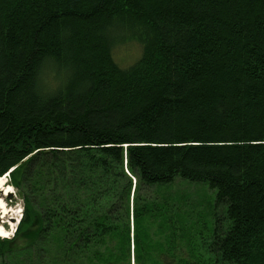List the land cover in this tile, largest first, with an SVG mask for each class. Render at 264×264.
<instances>
[{"label": "trees", "instance_id": "obj_1", "mask_svg": "<svg viewBox=\"0 0 264 264\" xmlns=\"http://www.w3.org/2000/svg\"><path fill=\"white\" fill-rule=\"evenodd\" d=\"M6 173L4 261L264 264V0H0Z\"/></svg>", "mask_w": 264, "mask_h": 264}, {"label": "rangeland", "instance_id": "obj_2", "mask_svg": "<svg viewBox=\"0 0 264 264\" xmlns=\"http://www.w3.org/2000/svg\"><path fill=\"white\" fill-rule=\"evenodd\" d=\"M140 53V47H138V44L134 42H127V43H121L119 46H116L113 50V56L116 59L118 63H121L122 65H129L131 62L135 60V58ZM50 74L48 71H46L44 77L42 78L43 82L44 80H49ZM5 184L7 185V188L10 189V194H2V190H0V198L3 201V206L6 207L7 211L4 216V219L1 220L0 218V224H2L4 229H7L8 232L11 234L7 236V238H11L13 234L16 231V226L18 224V219L20 218L19 215L22 214L23 211V202L21 201V198L19 197L16 188H14L9 181V175L6 174ZM2 176V177H4ZM9 185V186H8ZM172 188L183 190L187 195L189 199V204L191 206V210H193V221L196 225L195 229L200 231H205L206 227H209L213 220L211 218L210 213V203L213 202V195L214 191H210L209 188L205 184H196V183H180V185H175ZM2 211L3 209H1ZM218 209V215L222 216L224 213V209L217 208ZM12 212H11V211ZM18 217V219H17ZM10 218V219H9ZM17 219V220H16ZM3 221V222H2ZM8 221V222H7ZM10 221V222H9ZM15 224V226L11 227L9 223ZM203 222V223H202ZM6 227V228H5ZM13 229V230H12ZM7 238H1L0 239H7ZM10 258L7 257L5 261L2 257H0V264H14V260L9 261ZM9 261V262H8ZM31 261H25V264H30Z\"/></svg>", "mask_w": 264, "mask_h": 264}, {"label": "bare ground", "instance_id": "obj_3", "mask_svg": "<svg viewBox=\"0 0 264 264\" xmlns=\"http://www.w3.org/2000/svg\"><path fill=\"white\" fill-rule=\"evenodd\" d=\"M5 180H6V176H4V177H0V190H2V194H10V189H8L7 188V185L5 184ZM9 186V185H8ZM0 207H2L1 209H3L2 210V212H1V214L2 215H5V214H7L6 213V211H7V209H6V207H4L3 206V201L1 200V198H0ZM11 211V210H10ZM12 212V211H11ZM3 217L4 216H2L1 218L3 219ZM10 219V218H9ZM17 219H18V217H17ZM16 219V220H17ZM3 222V221H2ZM8 222V221H7ZM10 222V221H9ZM9 225H11V227L14 225L15 226V224L13 223V221L11 222V223H9ZM13 226V227H14ZM4 226L2 225V224H0V237L1 238H7V236L8 235H10L11 233L10 232H8V230L7 229H4L3 228ZM6 228V227H5ZM13 230V229H12ZM5 233H7V235H5Z\"/></svg>", "mask_w": 264, "mask_h": 264}, {"label": "snow or ice", "instance_id": "obj_4", "mask_svg": "<svg viewBox=\"0 0 264 264\" xmlns=\"http://www.w3.org/2000/svg\"><path fill=\"white\" fill-rule=\"evenodd\" d=\"M5 235H7V233H5Z\"/></svg>", "mask_w": 264, "mask_h": 264}]
</instances>
